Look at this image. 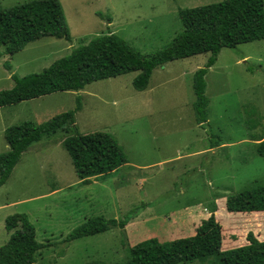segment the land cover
Here are the masks:
<instances>
[{"label": "rangeland", "instance_id": "1", "mask_svg": "<svg viewBox=\"0 0 264 264\" xmlns=\"http://www.w3.org/2000/svg\"><path fill=\"white\" fill-rule=\"evenodd\" d=\"M24 1L0 0V7ZM59 1L71 40L44 37L14 55L0 48V91L13 87L12 75L40 73L109 32L142 55L159 52L183 31L179 10L225 0ZM208 57L156 68L142 92L133 88L138 73L132 72L78 92L0 108V154L9 149L5 129L44 123L73 110L80 98L77 131L112 135L128 160L113 174L86 185L62 145L66 134L33 144L0 188V248L9 239L5 219L25 214L35 227L36 241L45 246L37 264H118L127 260L130 246L148 238L167 242L192 235L206 214H212L214 203L224 234L222 249L246 244L248 233L264 241V213L229 215L225 209L227 196L264 185V156L255 142L264 135V40L220 51L205 76L208 122L201 126L195 121L192 82ZM132 212L137 216L121 229L64 242L88 219L122 221Z\"/></svg>", "mask_w": 264, "mask_h": 264}, {"label": "trees", "instance_id": "2", "mask_svg": "<svg viewBox=\"0 0 264 264\" xmlns=\"http://www.w3.org/2000/svg\"><path fill=\"white\" fill-rule=\"evenodd\" d=\"M178 16L183 31L168 47L154 54L142 55L124 39L109 32L78 46L40 73L23 77L12 75L13 87L0 91V108L53 93L78 92L93 82L132 72L138 73L132 82L133 88L142 92L156 68L176 60L208 54L204 67L193 74L192 82L195 121L198 125H205L208 121L205 76L215 65L222 49H235L241 44L264 40V0H225L179 10ZM44 37L71 40L59 0H27L12 7H0V48H4L7 55H14L27 44ZM81 109L80 98H76L73 110L44 123L24 122L5 129L4 139L9 149L0 154V188L6 184L29 147L58 132L66 134L62 145L83 184H89L92 178L109 176L126 165L128 160L112 135L106 132L81 135L77 131L75 115ZM257 153L264 156V140L258 144ZM225 209L229 215L263 214L264 185L227 196ZM215 212L214 203L212 214L202 220L190 236L167 242L148 238L130 246L127 260L118 264H264V241L252 233L247 234L246 244L222 249L224 234ZM136 216L132 212L122 221L103 217L88 219L64 242L121 229ZM5 230L9 239L0 248V264H37L36 256L45 246L36 241L35 227L28 216L15 214L7 217Z\"/></svg>", "mask_w": 264, "mask_h": 264}, {"label": "crops", "instance_id": "3", "mask_svg": "<svg viewBox=\"0 0 264 264\" xmlns=\"http://www.w3.org/2000/svg\"><path fill=\"white\" fill-rule=\"evenodd\" d=\"M212 68V67H211ZM208 122V121H207ZM264 140V135L262 136V137H260V138H258V139H256L255 140V142H257L258 144L260 143V142H262ZM258 144H257V146H258ZM219 146H221V145H219ZM209 150H213V148H209ZM4 186V185H3ZM53 191H56V190H53ZM216 213V212H215ZM215 213H214V215H215ZM210 216V214L208 215V214H206V218L205 219H207L208 217ZM204 220V219H203Z\"/></svg>", "mask_w": 264, "mask_h": 264}]
</instances>
